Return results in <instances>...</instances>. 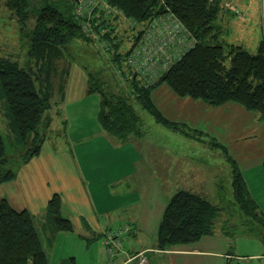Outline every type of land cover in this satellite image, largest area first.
<instances>
[{
    "label": "trees",
    "instance_id": "16d2710c",
    "mask_svg": "<svg viewBox=\"0 0 264 264\" xmlns=\"http://www.w3.org/2000/svg\"><path fill=\"white\" fill-rule=\"evenodd\" d=\"M108 2L119 8L133 24H127V30L123 29V32L118 31L119 24H92L95 31L99 29L96 36L85 32L83 25L76 20L73 0H3L17 17L27 48L26 59L21 64L9 57L0 59V99L6 106L9 124L16 131V141L23 145L19 160H13L7 156L0 135V183L13 179L16 170L40 152L47 136L45 126L50 122L47 111L51 104L48 89L37 72L38 65L49 67L53 55L61 54L74 40L90 42L105 63L109 58L115 68L122 69L121 75L132 86L126 92L115 81L117 91L104 89L103 81L87 72V92L100 95L98 121L103 129L120 140L142 133L133 101L166 127L192 133L186 126L169 120L156 106L152 92L159 84L167 85L176 95L202 100L211 106L238 102L257 112L259 119L264 121L263 35L254 51L223 38L220 25L214 23L221 9V0ZM30 10L35 13V24L27 31L24 27ZM166 11H171L183 23L194 38V45L158 74L152 83H142L135 76L128 77L124 64L128 53L126 46L136 43L148 20ZM102 27L105 30H100ZM99 40L106 42L105 50L97 46ZM108 69L116 74L113 67ZM45 72L48 74L49 71L45 69ZM19 145L16 143V150H20ZM232 165L234 196L240 209L254 219H262L240 169L236 162L232 161ZM262 165L264 169V162ZM215 214L216 206L208 200L188 190H178L169 198L162 213L157 229V247L165 249L198 240L210 230ZM69 230H72V224L61 214V198L57 193L48 200L43 218L26 208L17 210L2 198L0 264H49L45 241H51L57 231ZM261 234L264 236V232Z\"/></svg>",
    "mask_w": 264,
    "mask_h": 264
},
{
    "label": "crops",
    "instance_id": "0c3cea01",
    "mask_svg": "<svg viewBox=\"0 0 264 264\" xmlns=\"http://www.w3.org/2000/svg\"><path fill=\"white\" fill-rule=\"evenodd\" d=\"M165 96L169 99L166 105L163 102ZM152 98L169 120L192 131L185 134L164 125L171 134V140L199 143L209 149L208 156L215 159L200 160L207 153L200 155L198 151L192 154L193 151L184 148L176 149L177 145L169 150H157L155 147L154 150L141 149L140 153L147 160H137L138 166L147 165L161 176L157 178L153 173L147 185L143 186L145 191L142 190L139 196L135 192L136 187L131 192L133 178L124 174L135 166L122 159L116 160V163L109 161L105 166H99L98 159H91L81 165L75 157H92L96 150H79L77 154L72 150L73 146L69 149L65 145V135L57 133L53 140L45 139L40 152L21 165L13 179L0 183V187L4 186L9 192L8 197L1 196L0 200L5 198L15 209L26 208L33 215L43 218L48 200L57 193L61 198V214L71 222V231L85 240L86 237L92 240L97 235H103L106 253L105 238L109 227L114 230L129 226L128 235L125 239L121 238L120 248H115L112 257L108 256V264H137L135 255L139 253L146 258L144 264H241L240 261L254 264L252 261L255 258L259 259L256 264H264V252L255 249H248L247 253L240 251L243 247H237L231 233L236 223L228 219L232 208L240 209L234 196L232 161L240 169L252 199L257 201L253 189L263 188L264 193V186L259 185L264 184V121L259 119L257 112L238 102L228 101L211 106L202 100L176 95L165 84L154 88ZM158 101H161L165 113ZM141 134L125 140L115 139L98 121L92 130L70 135L73 141L82 144L81 147H99L96 145L98 139L108 144L117 141L122 145L125 141L135 142L134 137L141 146ZM127 154L124 153L123 158L129 157ZM119 155L116 156L122 158L121 153ZM210 166L217 170L212 171ZM88 171L97 173L95 181L86 180ZM147 172L151 173V169ZM137 178L140 174L134 179ZM169 181L174 185L167 184ZM181 189L193 192L216 206L213 225L194 242L158 248L156 236L162 213L169 198ZM227 190H230L229 196L221 194V191ZM256 205V211L264 216L259 208L261 204L257 202ZM60 233L62 231H57L51 241ZM249 237L253 239L252 235Z\"/></svg>",
    "mask_w": 264,
    "mask_h": 264
},
{
    "label": "rangeland",
    "instance_id": "374dc122",
    "mask_svg": "<svg viewBox=\"0 0 264 264\" xmlns=\"http://www.w3.org/2000/svg\"><path fill=\"white\" fill-rule=\"evenodd\" d=\"M220 5L221 9L214 23L220 25L223 31L222 37L232 42L241 43L248 50L254 51L262 36L260 1L221 0ZM235 9H237V12H235ZM27 15L24 29L28 31L32 29L35 24V13L30 10ZM118 24L119 32H123V29L127 30L125 27L127 23L118 22ZM19 25L15 13L5 6L3 0H0V59L9 57L16 61V63L21 64L26 59L27 41L22 35V30ZM101 29L102 28H100V30ZM87 30L90 31L89 28H87ZM98 31L99 29L96 31L91 30L90 32L97 35ZM124 32L127 33V31ZM99 42L106 44L105 41L99 40ZM51 60L52 62L49 64V67H41L39 64V71H37L41 77V81H43L48 89L49 101L51 104V108L47 111L50 116V122L49 124L47 123L48 127L45 126L47 134L46 140H53L52 137H56L57 133H61L64 134L67 139V144L65 145L69 149L73 146L72 150H75L77 154L79 150H85L86 152L90 149L96 150L92 157H75V160H79L81 165H84L85 162H90L91 159H98L97 163L99 166H105L109 161H114V163H116L115 161L119 159L123 161L127 160L126 162L128 165H133L135 168L133 170L131 169V171L127 169V172H124V174H128L129 177L133 178L132 184L130 185L131 192H134L133 188L136 187L135 192L140 196L142 195L141 191H145L143 186L147 185L153 173L157 178L161 176V174H156L155 170H152V168L147 165L141 164L138 166L139 163L136 162L137 160H147V157L142 156L143 154L140 153L141 149L154 150L155 147L157 150H169L171 148H176L177 145L176 149L184 148L193 151L192 154H196L198 151L200 155L207 153L205 157L200 160L212 161L215 159L214 157H209L208 153H210V150H207L199 143L171 140V134L168 128L164 125H160V127L158 123H155L152 115L136 101H133V106L137 113L139 127L143 132V134H141L143 138L141 146H139V142L136 141V137H134L132 139L135 142L132 140L125 141L122 145H119L117 141L108 144L98 139L96 145H99V147H90L87 145L81 147L82 144H77L75 140L73 141L72 136L77 135L79 131L92 130L94 125L96 123L98 124L100 103V95L97 92L87 93V72H92L100 81H103L104 89L108 88L109 90L112 89L117 91V84H119V86L121 85L123 89L128 92L132 89V86L126 80L125 76H117V74L114 75L112 71H108L110 70L108 68L113 66L110 63L104 62L101 53L99 51L97 53L90 42L74 40L67 44L66 49L61 54L53 55ZM45 69L49 71L48 74L45 72ZM127 72L130 73L129 70H127ZM127 76L130 77L129 75ZM43 77L45 79H43ZM168 101V97L165 96L163 98L165 105ZM159 106L165 113L162 105L160 104ZM184 106L185 105H183L182 108H184ZM5 107L6 106L0 99V135L4 139L7 148V156L18 161L22 153L23 145L20 141H16V131H14L9 124V118L6 114ZM188 111H192L189 106ZM70 134L73 135L71 136ZM132 136L133 135H129V137ZM16 143L18 145L21 144L19 145L21 146L19 148L20 150L15 149ZM117 150H120V152H117ZM135 151L138 153L135 154ZM123 152L126 154L128 153L127 155H129V157L124 155L125 158H123ZM119 153H121L122 158L116 156L119 155ZM136 168L140 174V178H137V180L134 179L139 175ZM150 169L151 173H148L147 171ZM210 169L212 171L217 170L212 166H210ZM96 174L95 171H88V173L85 174V178L88 182H93L96 179ZM167 184L174 185V182L169 181ZM259 185L262 187L264 186V184ZM253 192L256 195L257 201L255 202L261 204L259 208L264 212L263 188L262 190L261 188L253 189ZM223 193L229 196L230 190L226 192L221 191V194ZM1 196H9V192L6 191L4 186L0 187V197ZM232 202H235V200L232 199ZM231 211L228 215V219L236 223L231 233L237 242V247L239 249L243 247L240 251L242 253H247L248 249H255L264 252V249L261 250V247L264 246V236L261 234L264 232V216H261L262 219L257 220L243 213L241 209L235 210L232 208ZM110 228L111 227H109V230ZM110 232L112 231L110 230ZM250 235L253 236V239L249 237ZM102 238L103 235H97L96 238L92 240L87 239V237L85 240L76 236L74 231H62V233L56 236L55 240H47L44 243L49 258V264H100L102 262L108 264L109 259L105 252ZM72 260L74 262H72ZM258 260L259 259L255 258L252 262L256 264ZM240 262L241 264H246L244 261Z\"/></svg>",
    "mask_w": 264,
    "mask_h": 264
},
{
    "label": "built area",
    "instance_id": "2783aa9c",
    "mask_svg": "<svg viewBox=\"0 0 264 264\" xmlns=\"http://www.w3.org/2000/svg\"><path fill=\"white\" fill-rule=\"evenodd\" d=\"M73 1L75 18L83 25L85 32L94 31L92 24H118V22L133 24L132 20L126 18L122 11L110 4L108 0ZM259 1L262 17V35L264 38V0ZM235 12H237V9H235ZM145 24L147 25L143 28L136 43L130 47L126 46L128 53L125 56L124 64L130 71V73L128 72L130 77L135 76L142 83H152L158 74L190 49L194 45L195 40L183 23L171 11L158 14ZM102 29L105 30L104 27ZM91 34L95 35V33ZM97 43V46H100L102 50L106 49V44L99 41ZM106 63H110L116 74L121 76L122 69L119 67L115 68L112 60L108 58ZM128 230L129 226H124L121 229L111 230L112 232L110 230L107 231L105 244L109 257H112L115 248H120L121 238H126ZM120 235L122 236L120 237ZM135 256L137 257V264H144L146 258L142 253Z\"/></svg>",
    "mask_w": 264,
    "mask_h": 264
}]
</instances>
